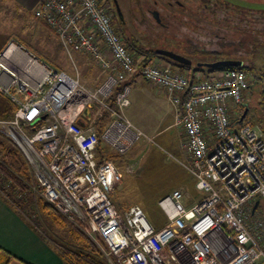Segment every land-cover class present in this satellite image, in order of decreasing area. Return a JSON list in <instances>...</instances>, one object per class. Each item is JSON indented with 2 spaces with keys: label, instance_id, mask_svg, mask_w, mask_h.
Returning <instances> with one entry per match:
<instances>
[{
  "label": "built area",
  "instance_id": "2783aa9c",
  "mask_svg": "<svg viewBox=\"0 0 264 264\" xmlns=\"http://www.w3.org/2000/svg\"><path fill=\"white\" fill-rule=\"evenodd\" d=\"M35 16L68 54H87L107 74L91 89L22 45L11 42L0 54V94L16 106L0 119V136L21 150L41 197L112 264H264V133L243 119L250 86L258 81L264 95V77L232 69L191 77L161 58L138 73L103 0H44ZM136 73L166 92L191 157L186 169L203 193L190 208L181 190L163 199L169 223L161 229L140 206L119 212L111 194L122 172L100 161L101 146L122 157L146 137L125 115Z\"/></svg>",
  "mask_w": 264,
  "mask_h": 264
},
{
  "label": "rangeland",
  "instance_id": "374dc122",
  "mask_svg": "<svg viewBox=\"0 0 264 264\" xmlns=\"http://www.w3.org/2000/svg\"><path fill=\"white\" fill-rule=\"evenodd\" d=\"M139 1L134 0L132 2V11H134L136 23H133L130 11L128 15L131 19L130 22L133 24H129L122 29L116 23L132 51V41L134 40L145 50L163 49L173 51L183 57L196 59L199 62L211 63L229 60V56H231L234 59L243 60L247 66L254 63L258 68L262 69L264 67V0H228L231 2L232 10L222 12L221 17L218 14H212L214 17H211L212 15L207 16L208 13H206L203 19H200V17L195 19V14H188L187 11H184L181 15V12L175 9L173 12L174 17L181 15V18L184 16L187 22L182 23V26L178 24L174 31L168 32L161 30L153 22V18L149 17L148 22H143L142 13L137 12ZM144 1L146 3V0H141L140 3L145 6ZM186 1L190 10L195 8V12H201L203 3H207V0ZM235 4L253 10H248L245 13L246 9H243L241 12L236 9L238 6ZM218 6L223 5L219 3ZM160 8L159 4L157 10ZM256 9L260 11H256ZM209 18L211 20L215 18L214 24H210L211 20ZM29 25L28 22L26 25L28 27L23 32H20V30L9 31V38H13L14 35L15 39H19L26 36V34L31 36L35 32L37 33L36 29L34 31L33 26ZM39 39V43L43 47L49 43V40L43 34H39ZM59 40L55 37L47 50L53 61L48 60L47 57L41 58L56 69L63 70L73 77L79 76L81 83L88 88L93 89L99 86L105 79V74L96 63L88 55L77 52H72L71 55L68 54L62 46L61 40ZM21 44L35 53L26 44ZM195 49L204 52L225 53L228 56L195 55ZM134 54L136 65L144 60V57L140 56L138 52L135 51ZM130 100L133 103L131 108L138 113L140 128L145 132L146 137L141 138L128 155L116 159V165L122 172V181L111 194V198L122 212L133 205L140 206L153 225L162 227L168 224L169 220L161 209L160 202L179 189L185 191V193L194 191V186H188L192 177L181 164L187 162L186 154L181 148L184 140L180 139V133L175 128H170L163 134L153 136V131H157L162 127L164 129L165 125L168 124L169 114L158 119L147 102L139 101L136 98L133 88ZM257 103H252V110L255 115L251 111L249 120L250 122H256V118L259 119L258 124L264 129V107L263 104L259 105ZM168 108L170 112L171 107ZM150 139L153 140L150 141ZM31 186L32 190L41 197L34 181ZM37 216L40 217L39 220L45 226L52 229L51 231L54 233L52 237L57 239L64 247L75 246V242H72L71 239L72 230L69 227H57L47 213L38 214ZM107 260L112 264L108 258Z\"/></svg>",
  "mask_w": 264,
  "mask_h": 264
},
{
  "label": "crops",
  "instance_id": "0c3cea01",
  "mask_svg": "<svg viewBox=\"0 0 264 264\" xmlns=\"http://www.w3.org/2000/svg\"><path fill=\"white\" fill-rule=\"evenodd\" d=\"M43 1L44 0H0V54L6 48H8L11 42H14L18 45H22L25 47V45L21 44V43H24L30 48H32L35 53H33L32 51L31 52L35 54L36 56H38L40 59H42L41 57H47L48 60L53 61L52 58L49 56V53L47 50L52 44V41H54L55 37L58 40L59 38L44 22H42L40 19H38L35 16L36 10L43 3ZM28 22L30 24L29 26L31 25L33 26L34 31L36 29L37 33L35 32V34H32L31 36H28V34H26V36H22L20 38L18 36L19 39L17 38L15 39L14 35L12 36L13 38L11 39L9 38V31L14 32V31L20 30V32L21 31L23 32V30H25V28L28 27L26 26ZM119 31L121 33V30ZM39 34L41 35L43 34L49 40V43L44 47L39 43L40 42ZM101 47L106 52V47L104 46V43L102 42H101ZM133 51L135 52V50ZM81 54L87 55L85 53H81ZM42 60L45 61L44 59ZM45 62L49 64V62L47 61ZM166 64H169L174 70L178 71V68L171 65L169 62H167ZM57 70L63 71L60 69H57ZM100 70L102 69L100 68ZM203 74H210V73L203 72ZM106 77H107V74H105V79ZM105 79H103V81ZM128 83L131 85V87L135 91L136 98L139 101L143 100L144 102H147L150 108H152V111L154 112L155 116L158 119L159 117L164 118L169 114L168 124L165 125L164 129H162L163 128L162 127L158 129L157 131H153L152 132L153 136H156L157 134L158 135L163 134L170 128H175L180 133L179 134L180 139L185 140V134L183 130L175 126V109L172 106V104L169 102L166 92L163 89L157 88L154 85L150 84L149 82L141 79L139 74H135L134 76L129 78ZM131 94H132V91H131ZM131 94H130V97H131ZM261 101L262 100L260 96L254 99V97L251 95L250 102L248 103V107H246V110H245V114H244L246 115L245 117H247L248 114L250 116L251 111L253 112L252 103L258 102L257 104H260ZM132 105L133 103L131 102V105L125 111V115L137 127L140 128L141 126L138 121V118H139L138 113H136L133 110V108H131ZM168 107H171L170 112H169ZM150 114L152 113L150 112ZM253 115H255L254 112H253ZM86 120L88 121V119ZM258 120L256 118V122L254 121L250 122V120H248V122L252 123L255 127L260 129L264 133V129H262L261 126L258 124ZM103 147L106 149L107 155L111 157L110 161H112L115 165H116V159L124 157V156L121 157V156L116 155L113 151H111L109 148L105 146ZM185 154H186L187 162L181 163V164L184 167V169L192 177L190 184L188 186H194V191L185 193V191L181 189L179 190L183 192L185 206L187 208H190L203 197V193L196 189L195 179L192 176V174L186 169V166L191 162V157L187 152H185ZM167 197L169 196H166L165 198ZM115 205L117 206V204ZM133 206H138V205H133ZM117 209L119 210L120 213H124L119 209L118 206H117ZM166 225L162 227H157L155 225L154 226L157 229H161L165 227ZM0 264H64L63 259L61 258L60 254L57 252L53 244H51V242H49L45 237H43L39 233V231H37L33 226H31L29 222L22 215H20L1 194H0Z\"/></svg>",
  "mask_w": 264,
  "mask_h": 264
},
{
  "label": "trees",
  "instance_id": "16d2710c",
  "mask_svg": "<svg viewBox=\"0 0 264 264\" xmlns=\"http://www.w3.org/2000/svg\"><path fill=\"white\" fill-rule=\"evenodd\" d=\"M209 8L202 13L203 8L201 9L200 14H195V19L199 18L203 19V17L208 15H212L213 13L210 11L214 6L210 3V0H207V4ZM205 15V16H204ZM214 15V14H213ZM211 17H214V16ZM222 15H219L221 17ZM211 20V18H209ZM211 20L210 24H214L216 21ZM132 40V39H131ZM132 48L136 52H138L141 56L144 57V60L137 64V72L140 73L141 69L147 65L154 58H161L171 65L178 68L179 73L188 72L192 77L196 72H207L212 73L219 70H243L250 73H253L256 77L261 78L264 77V67L258 68L256 64L245 65L241 59H234L231 56L226 57L229 60L241 61L242 66L233 67V68H198L197 63L198 60L191 59L193 61L192 66H185L178 64L170 59L158 56L153 49L145 50L138 45L134 40L132 41ZM195 55H218V56H228L225 53L220 52H204L200 49H195ZM194 55V54H193ZM252 96L255 98L261 97V102L259 105L264 103V95L261 90V85L258 81H255L251 84ZM116 93V92H115ZM115 93L111 96V99H114ZM0 118L9 119L13 116L16 111V106L10 102V100L3 95L0 94ZM3 106V108H2ZM95 112L92 113V118L94 117ZM246 121L249 120V116L245 117ZM108 118L102 117L98 119V130L99 133H102L105 129L106 124L108 123ZM106 149L101 146L100 148V161L110 160L111 157L107 155ZM34 178L32 171L26 161L25 156L21 152V150L8 138L0 137V194L11 204V206L22 215L31 226H33L39 233L45 237L57 250L63 259L64 264H110L100 250V248L90 240L86 234L72 223L67 221L62 217L61 214H58L57 211L49 205L43 198H41L37 193L32 190L31 184L33 183ZM46 214L49 215V218L52 222L57 225V227H69L72 231L71 239L72 242H75L74 247H64L57 239H54L52 236L54 235L51 228L45 226L38 217V214ZM44 227L45 229H43ZM115 264H117L114 261Z\"/></svg>",
  "mask_w": 264,
  "mask_h": 264
},
{
  "label": "flooded vegetation",
  "instance_id": "af4514ba",
  "mask_svg": "<svg viewBox=\"0 0 264 264\" xmlns=\"http://www.w3.org/2000/svg\"><path fill=\"white\" fill-rule=\"evenodd\" d=\"M103 1L107 5L110 13H112L114 25L117 26L118 24L123 29L129 24L136 23L135 15L133 13L134 11H132V2L134 0H103ZM140 1L137 3L138 4L137 6H139L137 12L142 13L143 22L144 23L148 22L149 17L151 19L153 18V22H155L156 25L160 27L161 30L166 32L174 31L175 28L178 26V24H181L182 26V23L187 22V19H184V16L180 18V16L183 14L184 11H187L188 14L201 13L200 11L195 12L194 10L195 8L194 9L192 8L190 10L189 6H187L188 2L186 0H154V1L146 0V3L144 1V3L146 4L145 6L142 5L143 3L141 4ZM210 3L214 6L213 8L210 9L213 14L221 15L223 14L222 12L233 9L230 6L231 2H229L228 0H210ZM219 3H221L223 6H218ZM159 4L161 8L157 10ZM206 4L207 3H203L204 10H202V13H204L205 10L209 8V5ZM235 5L238 6V8L236 9L241 12L243 9H246L245 13L248 10L251 11L253 10L248 7L242 6L240 4H235ZM175 9L181 12L180 16L174 17L175 14H173V12L175 11ZM129 11L131 12L130 14L132 15L133 23L130 22L131 19L129 18L128 15ZM256 11H260V10L256 9ZM117 28L119 29L118 26Z\"/></svg>",
  "mask_w": 264,
  "mask_h": 264
},
{
  "label": "water",
  "instance_id": "95a60500",
  "mask_svg": "<svg viewBox=\"0 0 264 264\" xmlns=\"http://www.w3.org/2000/svg\"><path fill=\"white\" fill-rule=\"evenodd\" d=\"M155 53L158 56L170 59L178 64L181 65H185V66H192L193 65V61L183 57L173 51H167V50H163V49H157L155 51ZM198 68H208V69H215V68H233V67H239L242 66V62L241 61H236V60H221V61H216V62H211V63H204V62H199L196 64ZM246 115L243 116V119L245 118ZM83 117L90 120V111L89 109L85 110V112L83 113ZM242 119V120H243ZM83 124V123H81ZM259 201L256 203L255 207H254V211L256 210V208L259 206Z\"/></svg>",
  "mask_w": 264,
  "mask_h": 264
},
{
  "label": "bare ground",
  "instance_id": "6f19581e",
  "mask_svg": "<svg viewBox=\"0 0 264 264\" xmlns=\"http://www.w3.org/2000/svg\"><path fill=\"white\" fill-rule=\"evenodd\" d=\"M15 52V51H14ZM132 88V87H131Z\"/></svg>",
  "mask_w": 264,
  "mask_h": 264
}]
</instances>
